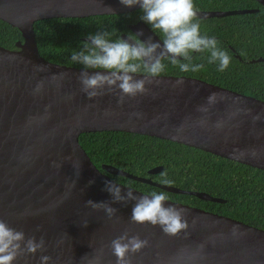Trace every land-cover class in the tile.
Masks as SVG:
<instances>
[{"label":"water","instance_id":"95a60500","mask_svg":"<svg viewBox=\"0 0 264 264\" xmlns=\"http://www.w3.org/2000/svg\"><path fill=\"white\" fill-rule=\"evenodd\" d=\"M255 1L264 7V0ZM141 9L125 6L121 0H0V20L23 37L14 49L0 46V219L27 237L35 236L37 241L43 237L47 248L16 264H40L42 255L52 257L50 264H96L97 258L99 264H116L110 243L124 233L149 240V247L132 257L133 264H264V229L229 216L167 200L165 206L185 209L187 234L169 236L159 226L132 222L135 201L112 203V195L105 191L111 175L203 201H226L110 165L99 169L80 143L83 134L133 133L264 171L263 100L185 76L152 78L147 93L126 97L123 104L118 103L119 90L89 99L79 81L84 68L56 64L40 54L34 28L38 21ZM257 12H198V17ZM130 30L142 41L151 37L163 43L143 20ZM261 62L263 58L251 63ZM133 75L143 79L145 73ZM41 82L43 87L36 92ZM212 93L216 96L209 101ZM162 171L163 167H155L148 173ZM118 184L125 193L131 188L137 196H150ZM88 200L112 203L118 211L110 219L104 210L87 206Z\"/></svg>","mask_w":264,"mask_h":264},{"label":"trees","instance_id":"16d2710c","mask_svg":"<svg viewBox=\"0 0 264 264\" xmlns=\"http://www.w3.org/2000/svg\"><path fill=\"white\" fill-rule=\"evenodd\" d=\"M197 9L254 10V14L229 16L221 19L199 20L201 33L215 37L219 47L231 57L229 67L221 72L219 62L209 64V53H193V64H203L199 72H181L168 59L160 76H185L218 85L264 101V7L255 0H194ZM143 10L112 16L88 18H54L35 23L40 54L50 62L83 68L73 63V50H80L83 38L101 31L113 33L110 39L122 34L134 36L130 26L142 20ZM144 21V20H143ZM145 22V21H144ZM147 23V22H146ZM148 24V23H147ZM153 30L152 26L148 24ZM154 31V30H153ZM162 40L158 30L154 31ZM22 33L0 20V46L14 49L22 41ZM236 55L240 56L239 60ZM181 62L183 61L181 58ZM139 73H145L143 69ZM80 143L101 169L110 165L139 177L150 178L159 184L165 178L170 186L205 192L226 203L203 201L191 195L173 194L157 187L122 176H110L116 182L143 193L166 192L173 202H180L209 212L229 216L248 225L264 229V171L213 154L155 137L125 132H96L80 136ZM155 167L163 171L150 175Z\"/></svg>","mask_w":264,"mask_h":264},{"label":"clouds","instance_id":"9594fccd","mask_svg":"<svg viewBox=\"0 0 264 264\" xmlns=\"http://www.w3.org/2000/svg\"><path fill=\"white\" fill-rule=\"evenodd\" d=\"M121 3L129 7L140 5L144 13L141 19L150 24L154 31L162 33L163 43L154 42L151 37L145 42L138 35L112 40L110 36L113 33L108 31L89 35L88 40L82 42L81 49L73 50L71 55L73 63L83 65L79 81L81 91L89 99L119 90L118 103L123 104L126 97L135 98L147 93L149 89L146 85L165 71V59L178 66L181 72H199L204 69V65L193 64L192 54L208 52L209 64L219 62L218 70L221 72L229 67L231 57L219 47V41L201 33L194 0H121ZM181 58L187 62H181ZM142 69L145 72L144 78L136 79L133 74ZM88 70L101 71L90 74ZM55 78L54 74L53 79ZM42 87L41 82L35 91L39 92ZM215 96L216 93H212L208 97L209 101ZM92 182L94 181L90 183ZM160 183L170 185L173 181L167 179L165 174ZM105 191L112 195V203L127 204L135 201L130 217L132 222L159 226L169 236H177L181 232L187 234L189 224L185 209L165 206L169 199L166 192L154 191L150 196H137L131 188L125 193L113 180L105 181ZM112 203L92 200L86 202L87 206L95 210H104L110 219L118 211L111 206ZM146 247H149L148 239H141L139 235L130 236L128 233L118 236L110 243L112 254L117 258L116 264H133L132 257ZM46 250L43 237L39 241L35 236L27 237L22 230H17L0 219V264H16L22 257ZM51 260L52 257L42 255L40 264H50ZM96 264H99V258Z\"/></svg>","mask_w":264,"mask_h":264},{"label":"flooded vegetation","instance_id":"af4514ba","mask_svg":"<svg viewBox=\"0 0 264 264\" xmlns=\"http://www.w3.org/2000/svg\"><path fill=\"white\" fill-rule=\"evenodd\" d=\"M258 3V2H257ZM259 4V3H258ZM260 6H262L261 4H259ZM263 7V6H262ZM256 9H258V8H255L254 10H256ZM142 10V9H141ZM227 11H234V10H226V11H224V10H206V9H198V12H227ZM258 12H259V9H258ZM132 13V12H131ZM127 14H129V13H127ZM234 16H236V15H234ZM229 17V16H228ZM214 18H217V19H221V18H226V17H214ZM214 18H207V19H203V18H199L198 17V20H203V21H205V20H211V19H214ZM150 27V26H149ZM236 56H238V55H236ZM239 59V58H238ZM260 59V58H259ZM240 60V59H239ZM252 62V61H251ZM262 63V62H261Z\"/></svg>","mask_w":264,"mask_h":264}]
</instances>
